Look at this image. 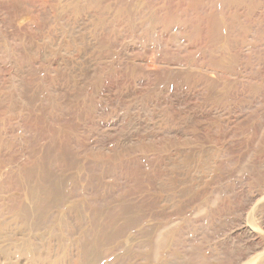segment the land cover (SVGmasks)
<instances>
[{
  "label": "rangeland",
  "instance_id": "1",
  "mask_svg": "<svg viewBox=\"0 0 264 264\" xmlns=\"http://www.w3.org/2000/svg\"><path fill=\"white\" fill-rule=\"evenodd\" d=\"M0 264H264V0H0Z\"/></svg>",
  "mask_w": 264,
  "mask_h": 264
}]
</instances>
